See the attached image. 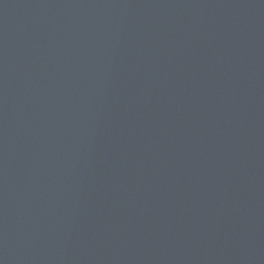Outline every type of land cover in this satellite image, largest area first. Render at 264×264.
<instances>
[{"label": "water", "instance_id": "obj_1", "mask_svg": "<svg viewBox=\"0 0 264 264\" xmlns=\"http://www.w3.org/2000/svg\"><path fill=\"white\" fill-rule=\"evenodd\" d=\"M0 264H264V0H0Z\"/></svg>", "mask_w": 264, "mask_h": 264}]
</instances>
